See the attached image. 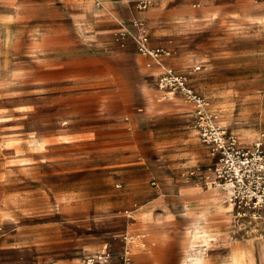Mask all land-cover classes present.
Masks as SVG:
<instances>
[{
    "label": "rangeland",
    "instance_id": "374dc122",
    "mask_svg": "<svg viewBox=\"0 0 264 264\" xmlns=\"http://www.w3.org/2000/svg\"><path fill=\"white\" fill-rule=\"evenodd\" d=\"M92 2L102 16L78 37L66 19L41 22L43 32L0 23V264H85L105 246L104 264H264V224L235 219L204 180L212 164L193 109L158 94V65L139 50L146 39L167 52L160 62L221 126L255 138L264 0H133L119 13ZM181 151L192 169L165 157ZM188 181L199 192L174 193ZM202 230L212 242L191 239Z\"/></svg>",
    "mask_w": 264,
    "mask_h": 264
},
{
    "label": "built area",
    "instance_id": "2783aa9c",
    "mask_svg": "<svg viewBox=\"0 0 264 264\" xmlns=\"http://www.w3.org/2000/svg\"><path fill=\"white\" fill-rule=\"evenodd\" d=\"M146 42V39L139 42L140 52L159 64L165 53L148 50L142 45ZM158 87L164 92L178 93L192 107L198 139L207 146L211 155L212 166L204 180L220 190L233 217L237 220H264V131L258 134L250 147L239 144L234 134L215 121L207 100L194 91L184 75L171 68H166L159 75ZM85 264L104 262L101 255L96 254L89 256Z\"/></svg>",
    "mask_w": 264,
    "mask_h": 264
},
{
    "label": "crops",
    "instance_id": "0c3cea01",
    "mask_svg": "<svg viewBox=\"0 0 264 264\" xmlns=\"http://www.w3.org/2000/svg\"><path fill=\"white\" fill-rule=\"evenodd\" d=\"M92 1L91 0H0V23L2 24L5 23V25H8L7 27H9L11 31L16 24H21L23 26L25 25L24 28H26L27 22L36 21V23H32L33 29L39 32H43V27L41 25V22L57 20V19H66L72 22L71 29H73V32H75L76 36L78 37L81 33H83V31L86 30V24L89 23V20L91 18L96 19L102 16L100 12L95 9L94 2ZM132 1L133 0H104V2L107 3L105 4V7L107 6L109 10H115L118 13L123 10L126 11L129 8ZM106 19L107 21L109 20L108 18ZM0 31H4L2 25H0ZM163 64L164 66L165 65L169 66V64L171 63L169 62L168 58L165 57L163 58ZM161 73L162 72H160V74ZM157 92L160 95L162 94L164 96L163 91H160L158 89ZM187 106L190 107L189 105ZM188 111L191 117H193V114H191L192 111L190 109ZM212 114L217 117V115L214 114L213 112ZM216 122H218L221 125L219 120L218 121L216 120ZM224 128L227 129V127ZM231 133L234 134L233 132ZM236 133L242 134V132L239 131L238 132L236 131ZM235 136L237 137V135ZM257 136H255V138L253 136L250 139L252 142L249 146H245L244 144L241 145L244 147H250L257 138ZM201 145L206 150L208 149L207 146L203 144ZM192 155L193 154H191L190 156V153L189 152L187 153V151H181L178 152L177 154H168L165 157L167 160L171 162H174L175 160L185 161L186 163H184V166H182L181 169L188 170V169H192V161H191ZM206 160L209 162L211 161L210 152L206 154L205 161ZM188 184L189 185L179 186V190H175L174 193L177 194L178 196H187L190 195L191 193L199 192L198 190L200 189V186L198 183L191 181ZM167 185L168 184L166 182L162 181L160 184H158L157 189L159 190L161 189L162 192L171 193L170 192L171 188H168ZM260 221H264V220H259V221L256 220L253 222L258 224H264V222H260ZM104 250H107L106 246ZM98 254H100V252H98Z\"/></svg>",
    "mask_w": 264,
    "mask_h": 264
},
{
    "label": "bare ground",
    "instance_id": "6f19581e",
    "mask_svg": "<svg viewBox=\"0 0 264 264\" xmlns=\"http://www.w3.org/2000/svg\"><path fill=\"white\" fill-rule=\"evenodd\" d=\"M187 19V18H186ZM178 20H180V19H178ZM262 20H264V19H262ZM260 22H261V20H259ZM262 22H264V21H262ZM79 23V22H78ZM187 26V25H186ZM96 31V30H95ZM79 32V31H78ZM93 33V32H92ZM144 47H146V44H142ZM165 53V55L167 56V55H169L167 52H164ZM157 65H158V68H159V70H160V72H162V71H164L166 68H165V66H164V64L163 63H156ZM197 64V63H196ZM197 68V67H196ZM195 68V69H196ZM159 90H160V88L159 87H157ZM161 91V90H160ZM159 94V93H158ZM171 96V95H170ZM179 98V97H178ZM171 100V99H170ZM174 101V100H173ZM222 111V110H221ZM225 111V110H224ZM214 117H215V121H216V116L215 115H213ZM217 116H218V114H217ZM218 123V122H217ZM219 124V123H218ZM220 125V124H219ZM253 136L250 134V132H245V133H242V134H240V136H237V139H238V141H239V143L240 144H244L245 143V141L244 140H250L251 138H252ZM195 185V184H194ZM175 186V185H174ZM198 186V185H197ZM211 202V201H210ZM212 203V202H211ZM222 204V203H221ZM217 206V205H216ZM214 208V207H213ZM200 219V218H199ZM231 219V218H230ZM193 225H191V227H192ZM190 227V226H189ZM262 228V227H261ZM193 229V228H192ZM189 232V235H190V237H191V239L192 240H200L202 243H204V244H208L211 240H212V237H211V235L206 231V230H202V231H196V232H194V234L191 232V231H188ZM213 236V235H212ZM219 237V236H218ZM227 237V236H226ZM217 238V237H216ZM220 238V237H219ZM188 239V238H187ZM218 241V240H217ZM221 241V240H220ZM195 242V241H194ZM212 242V241H211ZM196 243V242H195ZM262 243V242H261ZM105 248V247H104ZM100 253H101V261H103L104 263L105 262H107L108 261V258H109V256H108V253H107V250H104V249H102L101 251H100ZM232 255V254H231ZM111 256V255H110ZM186 256V255H185ZM194 259V258H193ZM196 259V258H195ZM241 259H243V256H240V255H236V256H234L233 257V259H232V261H233V264H242V260ZM185 263V262H184Z\"/></svg>",
    "mask_w": 264,
    "mask_h": 264
}]
</instances>
